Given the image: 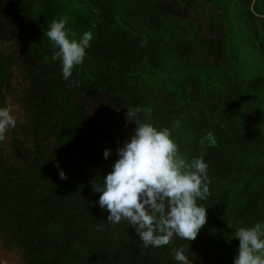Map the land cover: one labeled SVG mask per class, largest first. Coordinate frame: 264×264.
I'll return each mask as SVG.
<instances>
[{
    "label": "rangeland",
    "instance_id": "rangeland-1",
    "mask_svg": "<svg viewBox=\"0 0 264 264\" xmlns=\"http://www.w3.org/2000/svg\"><path fill=\"white\" fill-rule=\"evenodd\" d=\"M60 19L94 34L68 81L46 36ZM0 107L18 116L0 141V264H177L181 247L189 264H233L236 228L264 220V0H0ZM130 108L209 165L190 245L145 248L99 207L92 181L133 134Z\"/></svg>",
    "mask_w": 264,
    "mask_h": 264
},
{
    "label": "clouds",
    "instance_id": "clouds-1",
    "mask_svg": "<svg viewBox=\"0 0 264 264\" xmlns=\"http://www.w3.org/2000/svg\"><path fill=\"white\" fill-rule=\"evenodd\" d=\"M75 35L66 19L54 20L46 32L58 49L55 58L61 63L65 81L84 63L94 38L91 31L72 38ZM140 111L127 109V120L136 125L134 133L116 149L118 159L111 171L94 179L92 189L100 193L98 203L108 213L107 223L127 221L145 248H161L174 237L189 244L207 224L208 206L202 202L209 198V165L203 154L186 159L172 130L150 121L140 122ZM17 123L16 114L0 107V141ZM200 143L215 145L214 132L209 131ZM111 156V149H105L103 158ZM60 177L67 179L63 171ZM234 235L239 248L233 264H264V220L251 227L239 226ZM175 260L177 264H189L183 247L175 251Z\"/></svg>",
    "mask_w": 264,
    "mask_h": 264
},
{
    "label": "crops",
    "instance_id": "crops-1",
    "mask_svg": "<svg viewBox=\"0 0 264 264\" xmlns=\"http://www.w3.org/2000/svg\"><path fill=\"white\" fill-rule=\"evenodd\" d=\"M217 69H220V70H222V71H227L226 69H223V68H220L219 66L218 67H216ZM210 119V118H209ZM212 121V123H214V121L213 120H211ZM224 127V129H226V126L224 125V126H222V128ZM247 133V132H246ZM245 133V134H246ZM244 134V132H242L241 133V135H242V137H244L245 139H251V138H253V136L252 135H250L249 133H247V135H245ZM252 151H250V152H248V153H246V155H249V156H251L252 155V153H251ZM255 152V151H254ZM262 166H264V165H261L260 167H262ZM236 171H237V174H242V170H241V168H237L236 169ZM220 181H221V178L219 177V181H217V178H216V183L217 184H219L220 183ZM225 187H226V185H225ZM228 187V186H227Z\"/></svg>",
    "mask_w": 264,
    "mask_h": 264
},
{
    "label": "trees",
    "instance_id": "trees-1",
    "mask_svg": "<svg viewBox=\"0 0 264 264\" xmlns=\"http://www.w3.org/2000/svg\"><path fill=\"white\" fill-rule=\"evenodd\" d=\"M133 124H134V123H133ZM135 127H136V125H134L133 133H134ZM203 264H210V260L207 259V258H204V262H203Z\"/></svg>",
    "mask_w": 264,
    "mask_h": 264
}]
</instances>
